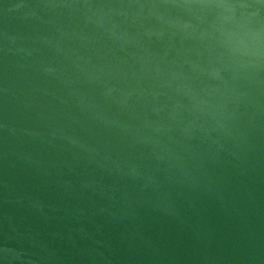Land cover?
Segmentation results:
<instances>
[{
  "label": "water",
  "instance_id": "95a60500",
  "mask_svg": "<svg viewBox=\"0 0 264 264\" xmlns=\"http://www.w3.org/2000/svg\"><path fill=\"white\" fill-rule=\"evenodd\" d=\"M0 264H264V0H0Z\"/></svg>",
  "mask_w": 264,
  "mask_h": 264
}]
</instances>
